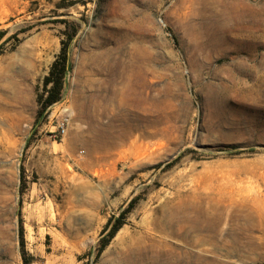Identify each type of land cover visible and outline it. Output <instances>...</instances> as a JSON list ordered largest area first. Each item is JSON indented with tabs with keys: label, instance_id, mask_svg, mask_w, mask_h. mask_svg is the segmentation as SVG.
I'll list each match as a JSON object with an SVG mask.
<instances>
[{
	"label": "rangeland",
	"instance_id": "374dc122",
	"mask_svg": "<svg viewBox=\"0 0 264 264\" xmlns=\"http://www.w3.org/2000/svg\"><path fill=\"white\" fill-rule=\"evenodd\" d=\"M0 107V264H264V0H0Z\"/></svg>",
	"mask_w": 264,
	"mask_h": 264
},
{
	"label": "trees",
	"instance_id": "16d2710c",
	"mask_svg": "<svg viewBox=\"0 0 264 264\" xmlns=\"http://www.w3.org/2000/svg\"><path fill=\"white\" fill-rule=\"evenodd\" d=\"M71 38V36H70ZM61 48L55 60L50 65L47 75L43 78L41 92L36 96V104L38 107L37 116L41 115L48 109L49 106L57 102L61 98L63 82L67 73L68 55L67 46L68 40L61 42ZM132 203L129 204V207ZM127 210V209H126ZM120 227L119 223L114 225L107 237L100 240L98 253L101 252L110 239L114 236L115 232Z\"/></svg>",
	"mask_w": 264,
	"mask_h": 264
},
{
	"label": "bare ground",
	"instance_id": "6f19581e",
	"mask_svg": "<svg viewBox=\"0 0 264 264\" xmlns=\"http://www.w3.org/2000/svg\"><path fill=\"white\" fill-rule=\"evenodd\" d=\"M14 84H16L18 87L20 86V85H24V83L23 84H21L20 83V81L18 82H14ZM14 97V96H13ZM19 98V97H18ZM8 107V106H7ZM0 111H3L2 110V107H0ZM0 122H1V120H0ZM1 124H3V123H1ZM178 212V211H177ZM183 211H181V213H182ZM191 212L195 215V217H197L199 214H201L202 213V218H207V216H208V211L205 209V207L203 208L202 206H200L199 204H193V206L191 207ZM180 217V216H179ZM178 217V218H179ZM199 217V216H198ZM196 219L197 218H194L193 219V222H192V228H194V229H198V228H202L203 226H200L197 222H195L196 221ZM178 220V219H177ZM192 220V219H191ZM198 220V219H197ZM201 220H203V219H201ZM185 221V220H184ZM181 222V221H180ZM203 223V222H202ZM206 224V223H205ZM216 224H218V221L215 223V225ZM191 226V225H190ZM181 229H182V226L181 225H179L178 226V229H177V231H176V237H178L179 238V240L180 241H182V242H184L185 241V235H183L182 233H180V231H181ZM190 233V232H189ZM212 235H213V233H212ZM150 237V236H149ZM125 240V239H124ZM203 241H205V238L204 237H202V236H200V237H198V238H196V240L194 241V243H201V242H203ZM122 246V245H121ZM119 252V251H118ZM176 254V253H175ZM119 257V256H118ZM121 258V257H120ZM180 258V257H179ZM125 259V258H124ZM120 262V261H119ZM125 262H126V260H125ZM161 262V261H160Z\"/></svg>",
	"mask_w": 264,
	"mask_h": 264
},
{
	"label": "built area",
	"instance_id": "2783aa9c",
	"mask_svg": "<svg viewBox=\"0 0 264 264\" xmlns=\"http://www.w3.org/2000/svg\"><path fill=\"white\" fill-rule=\"evenodd\" d=\"M66 131V120L62 119L58 124H57V133L60 136H63Z\"/></svg>",
	"mask_w": 264,
	"mask_h": 264
}]
</instances>
